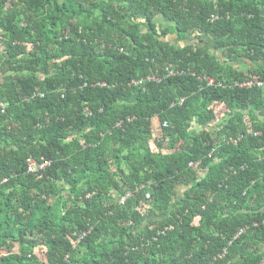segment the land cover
<instances>
[{
  "label": "trees",
  "instance_id": "16d2710c",
  "mask_svg": "<svg viewBox=\"0 0 264 264\" xmlns=\"http://www.w3.org/2000/svg\"><path fill=\"white\" fill-rule=\"evenodd\" d=\"M247 80L264 0H0V264H260Z\"/></svg>",
  "mask_w": 264,
  "mask_h": 264
},
{
  "label": "built area",
  "instance_id": "2783aa9c",
  "mask_svg": "<svg viewBox=\"0 0 264 264\" xmlns=\"http://www.w3.org/2000/svg\"><path fill=\"white\" fill-rule=\"evenodd\" d=\"M216 19L215 15L211 16V20H214ZM167 72H168V75H173V74H179V70H175V68L173 66H170L167 68ZM200 80H205L207 82L208 85H214L215 82L212 78H209L207 76L203 77V78H200ZM159 79H157L156 77L154 76H147L143 79H139V80H135L133 83L137 86H140L143 84V82H152V81H158ZM220 85V84H218ZM234 85L237 86V87H240V88H251L253 86H256V87H259V88H262L264 89V82H261V81H243V82H234ZM166 125V124H165ZM49 164V162H42V163H36L35 161L33 160H29L28 161V166H27V172L28 173H32L38 177H41V173L42 171L45 170L46 166ZM192 165V164H190ZM125 198H122L120 202H124ZM247 227L245 228H241L237 231V233L235 234L234 238H237L238 236L242 235L245 231H246ZM260 264H264V259L260 262Z\"/></svg>",
  "mask_w": 264,
  "mask_h": 264
},
{
  "label": "rangeland",
  "instance_id": "374dc122",
  "mask_svg": "<svg viewBox=\"0 0 264 264\" xmlns=\"http://www.w3.org/2000/svg\"><path fill=\"white\" fill-rule=\"evenodd\" d=\"M192 42H193V40H192ZM36 253L38 254V256H39L40 258H42V256H43L42 254H43V253H42L41 250H40V251L37 250Z\"/></svg>",
  "mask_w": 264,
  "mask_h": 264
}]
</instances>
